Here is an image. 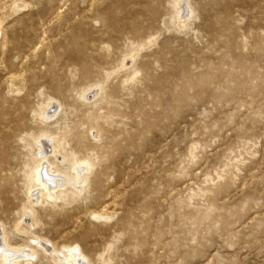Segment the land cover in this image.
<instances>
[{
	"label": "rangeland",
	"instance_id": "374dc122",
	"mask_svg": "<svg viewBox=\"0 0 264 264\" xmlns=\"http://www.w3.org/2000/svg\"><path fill=\"white\" fill-rule=\"evenodd\" d=\"M0 227L17 264H264V0H0Z\"/></svg>",
	"mask_w": 264,
	"mask_h": 264
},
{
	"label": "bare ground",
	"instance_id": "6f19581e",
	"mask_svg": "<svg viewBox=\"0 0 264 264\" xmlns=\"http://www.w3.org/2000/svg\"><path fill=\"white\" fill-rule=\"evenodd\" d=\"M181 3V2H180ZM179 3V6L181 7L180 11V22L183 23L184 19L189 16L188 8L186 7V4L181 5ZM93 92L88 94V98L91 99L93 97ZM91 95V96H90ZM95 96V95H94ZM52 102V101H51ZM59 109L58 104L56 103H50L42 108L43 112L46 114V117H52ZM48 118V119H49ZM47 137L50 141H52V138L49 136ZM44 141V140H43ZM38 144V143H37ZM41 150L42 146L39 147ZM43 149V148H42ZM40 157H45L44 153H39ZM40 165L37 167V180L40 184V187L44 188V191L48 197L58 199L60 198L57 194V189L62 188L65 186L72 185L78 192H81L83 189V184L85 182V172L92 167V164L89 161H81L74 164V174L73 176H68L67 174L60 173L59 176L52 174V169L50 164L47 163L46 160L41 159ZM43 194L41 193V190L38 188L35 191H31L30 197H34L35 201H39ZM36 196V197H35ZM31 200V199H30ZM95 218H101L103 215L101 214H94ZM29 218V217H28ZM32 218V217H31ZM32 221V220H31ZM33 223V222H31ZM30 225V224H29ZM33 225V224H32ZM0 230L2 228L0 227ZM1 232V231H0ZM0 260L4 262V264H17V262L20 259H24L25 257H31L34 258L35 251L32 250L30 247L25 248H13L8 244L7 238L5 237L4 233H0ZM43 240V239H42ZM41 239H35L34 243L41 246L42 249L49 250L50 252H54L56 254V264H88L86 256L82 253L81 249L78 246H67L63 251H58L54 247V245L51 243H47L46 241H42ZM30 253L31 255L27 254ZM107 255L106 253L104 256ZM107 257V256H105ZM107 261V260H106Z\"/></svg>",
	"mask_w": 264,
	"mask_h": 264
}]
</instances>
